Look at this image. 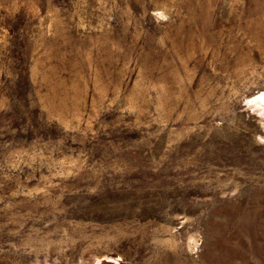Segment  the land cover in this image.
Here are the masks:
<instances>
[{"label":"rangeland","instance_id":"1","mask_svg":"<svg viewBox=\"0 0 264 264\" xmlns=\"http://www.w3.org/2000/svg\"><path fill=\"white\" fill-rule=\"evenodd\" d=\"M0 264H264V0H0Z\"/></svg>","mask_w":264,"mask_h":264}]
</instances>
